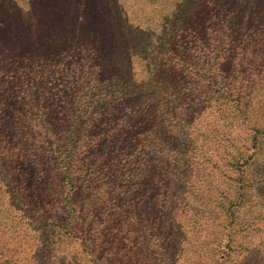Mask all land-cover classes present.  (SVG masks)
Segmentation results:
<instances>
[{
	"label": "rangeland",
	"instance_id": "374dc122",
	"mask_svg": "<svg viewBox=\"0 0 264 264\" xmlns=\"http://www.w3.org/2000/svg\"><path fill=\"white\" fill-rule=\"evenodd\" d=\"M255 46L253 37L244 41L226 69L222 56L190 58L196 89L173 103L170 121L192 148L170 152L161 144L158 154L149 146L159 138L146 131L142 147L135 143L128 164L120 159L116 170L83 164L98 157L86 158L91 137L77 132L91 107L86 101L76 110L75 96L88 97V89H77L73 56L46 67L40 90L28 71L0 73V264H181L188 249L190 264H264V208L236 217L221 211L225 178L210 166L229 170L226 158L215 147L205 151L199 132L231 128V152L243 150L239 166L247 169L242 177L227 172L247 191L256 179L249 140L255 130L264 140V55L250 51ZM254 153L259 162L264 148ZM127 170L134 180L125 186ZM74 184L81 188L73 195Z\"/></svg>",
	"mask_w": 264,
	"mask_h": 264
},
{
	"label": "trees",
	"instance_id": "16d2710c",
	"mask_svg": "<svg viewBox=\"0 0 264 264\" xmlns=\"http://www.w3.org/2000/svg\"><path fill=\"white\" fill-rule=\"evenodd\" d=\"M252 37L257 46L250 51L264 55V0H0V73L28 71L29 82L40 90L46 67L73 56L77 89H88V97L75 96L76 110L82 113L86 101L91 107L77 132L91 137L86 158L90 154L98 158L83 164L89 161L93 169L105 165L116 170L120 159L127 165L132 151H137L135 143L142 147L146 131L149 138H159V144L149 146L158 154L161 144L170 152L192 148L191 139H185L170 121L173 103L183 102L196 89L190 58L200 63L222 56L220 68H229V59ZM199 132L201 147L221 150L227 168L242 177L247 169L239 166L243 150L231 152L237 145L231 128L224 133ZM256 132L249 140L252 162L248 163L256 179L246 185L247 191L237 186L241 178L223 166H210L225 178L218 203L229 217H236V211L264 208V157L256 162L254 153L264 148V140L259 141ZM94 173L91 170L85 181ZM130 175L127 170L125 186L134 180ZM76 185L73 195L81 188ZM236 191L242 197L239 201L247 203L245 210L237 208ZM178 238L174 233L172 244L180 254ZM191 256L190 249L184 251L180 263L190 264Z\"/></svg>",
	"mask_w": 264,
	"mask_h": 264
}]
</instances>
